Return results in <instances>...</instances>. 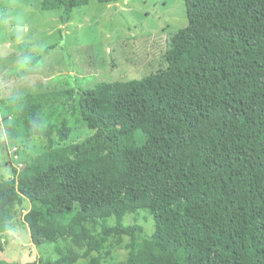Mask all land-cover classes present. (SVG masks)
Segmentation results:
<instances>
[{"label":"trees","instance_id":"16d2710c","mask_svg":"<svg viewBox=\"0 0 264 264\" xmlns=\"http://www.w3.org/2000/svg\"><path fill=\"white\" fill-rule=\"evenodd\" d=\"M182 1L151 72L81 90L48 73L2 118L19 165L0 181V252L27 200L44 257L0 264H264V0ZM88 4L41 1L64 24ZM54 47L25 51L18 76L48 72Z\"/></svg>","mask_w":264,"mask_h":264},{"label":"rangeland","instance_id":"374dc122","mask_svg":"<svg viewBox=\"0 0 264 264\" xmlns=\"http://www.w3.org/2000/svg\"><path fill=\"white\" fill-rule=\"evenodd\" d=\"M41 1L0 0V181L11 176L18 162L15 153L10 154L12 145L2 118L11 115L14 104L20 106L26 100L25 86L32 89L36 83L46 82L48 73L51 79L77 90H81L80 86L95 88L100 81L140 78L155 68L167 48L168 36L187 23L182 0H122L114 4L89 0L87 6L74 10L67 24L62 22L60 10L43 13ZM52 43L55 47L37 62L38 66L44 64L48 72L20 78L18 70L24 52L38 55L42 47ZM116 50L120 52L118 66L112 67ZM97 62H106L108 68H98ZM39 138L23 148L30 153L41 152L46 142ZM30 208L27 200L15 207L0 261L26 263L44 257L41 248L32 243L24 223ZM117 256L118 261L125 258L123 251ZM112 263L113 260L109 262Z\"/></svg>","mask_w":264,"mask_h":264},{"label":"clouds","instance_id":"9594fccd","mask_svg":"<svg viewBox=\"0 0 264 264\" xmlns=\"http://www.w3.org/2000/svg\"><path fill=\"white\" fill-rule=\"evenodd\" d=\"M14 151H15V149H13V150H10V154H13L14 153ZM15 157V156H14ZM16 158V157H15Z\"/></svg>","mask_w":264,"mask_h":264}]
</instances>
